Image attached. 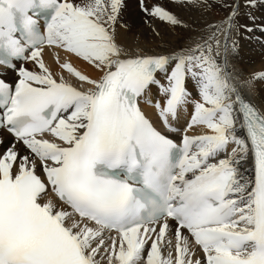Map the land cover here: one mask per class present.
<instances>
[{"label":"snow or ice","instance_id":"snow-or-ice-1","mask_svg":"<svg viewBox=\"0 0 264 264\" xmlns=\"http://www.w3.org/2000/svg\"><path fill=\"white\" fill-rule=\"evenodd\" d=\"M136 3L0 0V264H264V0Z\"/></svg>","mask_w":264,"mask_h":264},{"label":"bare ground","instance_id":"bare-ground-1","mask_svg":"<svg viewBox=\"0 0 264 264\" xmlns=\"http://www.w3.org/2000/svg\"><path fill=\"white\" fill-rule=\"evenodd\" d=\"M161 3L170 6V0H161ZM128 4V10L123 17L124 23L128 25V28L118 29V38L122 43L132 48L137 46L147 47L148 42L154 39L153 29L164 32L165 24L159 20L151 24L145 23L144 17L138 9L136 0H128ZM217 9L223 16L225 15L222 8ZM214 10L215 8L207 18L210 20H219V18H216L214 15ZM185 15L187 16L188 13H185ZM256 23L258 24H251L250 26L253 27L254 25V27L258 29V32L251 37L245 34V38L241 42V54L236 58L237 67L244 75L264 71V47H262V45H264V35L261 34V30L264 29V9L257 11ZM252 39H256L258 42L255 43ZM53 56H48L46 54L45 58L49 63H52Z\"/></svg>","mask_w":264,"mask_h":264},{"label":"rangeland","instance_id":"rangeland-1","mask_svg":"<svg viewBox=\"0 0 264 264\" xmlns=\"http://www.w3.org/2000/svg\"><path fill=\"white\" fill-rule=\"evenodd\" d=\"M215 10H218V9L215 8ZM215 10H214V15L216 16V18L221 19L223 17V14L219 10L218 11H215ZM256 24H258V23L255 22L254 25H256ZM254 25H253V29H254V34L253 35H255L258 32V29H256V27H254ZM252 40H254L255 43L258 42V40H256V39H252Z\"/></svg>","mask_w":264,"mask_h":264}]
</instances>
